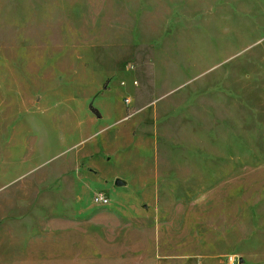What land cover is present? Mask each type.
<instances>
[{
  "label": "rangeland",
  "instance_id": "rangeland-1",
  "mask_svg": "<svg viewBox=\"0 0 264 264\" xmlns=\"http://www.w3.org/2000/svg\"><path fill=\"white\" fill-rule=\"evenodd\" d=\"M0 264H264V0H0Z\"/></svg>",
  "mask_w": 264,
  "mask_h": 264
},
{
  "label": "built area",
  "instance_id": "built-area-1",
  "mask_svg": "<svg viewBox=\"0 0 264 264\" xmlns=\"http://www.w3.org/2000/svg\"><path fill=\"white\" fill-rule=\"evenodd\" d=\"M95 199L97 202H104L106 201L105 196L102 193L96 194Z\"/></svg>",
  "mask_w": 264,
  "mask_h": 264
},
{
  "label": "water",
  "instance_id": "water-1",
  "mask_svg": "<svg viewBox=\"0 0 264 264\" xmlns=\"http://www.w3.org/2000/svg\"><path fill=\"white\" fill-rule=\"evenodd\" d=\"M242 261V260H241Z\"/></svg>",
  "mask_w": 264,
  "mask_h": 264
}]
</instances>
